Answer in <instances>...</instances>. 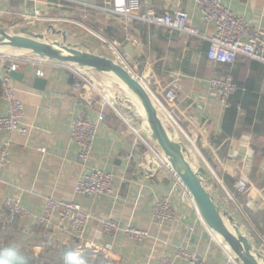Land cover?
Wrapping results in <instances>:
<instances>
[{
  "label": "crops",
  "instance_id": "crops-1",
  "mask_svg": "<svg viewBox=\"0 0 264 264\" xmlns=\"http://www.w3.org/2000/svg\"><path fill=\"white\" fill-rule=\"evenodd\" d=\"M222 1L252 27L264 30V0ZM150 8L159 14L185 11L202 37L142 20H125ZM44 11L50 12L49 18L36 15ZM0 25L10 33L42 32L51 40H62L58 31H63L73 46L105 55L106 43H115L132 72L147 77L148 88L163 102L171 83L178 81L181 90L169 109L187 132L198 130V144L191 145L175 127L165 125L188 147L193 169H205L201 182L216 205L234 216L241 232L264 256V65L242 56L232 64L209 60L207 38L215 29L203 21L193 0H0ZM10 49H0V72L12 56L45 60L17 49L16 53H9ZM79 68L92 80L101 79V84L112 89L109 93L111 103H115L113 109L103 108L102 100L87 90L74 88L73 76L67 69L39 61L18 64L17 70L24 75L13 79V84L17 97L26 106L24 124L28 134H0V147L9 143L10 151L8 163L0 172L1 241L26 248L34 256L47 247L80 254L79 246L112 242L118 264H159L163 256L174 254L179 247L200 254L207 264H239L230 260L228 246L205 224L175 171L169 169L162 156L150 151L145 142L155 141L131 100L103 72ZM227 74L241 85L239 90L245 97L244 106L237 105L239 113L228 127L230 132L225 128L228 108L219 92L209 85L212 77ZM37 78L44 81L42 86L36 85ZM3 109L0 103V113ZM82 112L98 120L86 165L78 161L79 148L71 138L75 118ZM101 112L104 119H99ZM197 121L201 122L200 127ZM91 169L114 175L110 195L84 197L75 193L77 182ZM238 181L247 185V193L237 192ZM49 197L75 201L91 214L83 240L67 231L35 226L34 215L43 211ZM7 199L18 202L32 215L7 224ZM156 199L170 201L176 212L174 220L159 222L153 217ZM110 217L124 227L147 230L150 237L136 241L121 232L111 238L104 234L100 223ZM176 264L188 262L178 260Z\"/></svg>",
  "mask_w": 264,
  "mask_h": 264
},
{
  "label": "built area",
  "instance_id": "built-area-1",
  "mask_svg": "<svg viewBox=\"0 0 264 264\" xmlns=\"http://www.w3.org/2000/svg\"><path fill=\"white\" fill-rule=\"evenodd\" d=\"M199 8L203 21L214 26V34L207 39L210 42V48L207 53L209 60L218 64H232L242 56L251 60L260 62L264 65V30L254 28L249 21L237 15L229 6L222 0H193ZM39 18L47 19L50 17L49 11L37 12ZM133 19L142 20L148 23L161 25L172 31H180L188 36L202 37L200 29L190 22L188 14L185 11H176L175 13L165 12L157 13L150 8L145 13L139 16H128L125 18L127 22H132ZM108 55L118 63L122 64L135 78H137L148 90L152 100L157 104L159 111L163 114V121L168 126L175 127L180 135L191 145H197L199 134L198 130L187 132L180 124L179 120L174 116L169 109L170 105L175 104L178 94L181 90V85L178 81H173L166 91V102L161 101L157 95L152 92L147 86V77L136 76L129 68L125 61L120 46L113 43H106ZM1 57V56H0ZM5 60V57H2ZM11 68H6L3 65V70L0 72L1 81V101L4 109L0 113V134L20 133L28 134V129L24 124L25 103L17 97L16 89L13 84V78L10 76L11 70H17L20 62H41L49 65H57L69 70L74 79V88L77 90H87L90 95H95L98 90L93 88L92 80L79 67L51 61L48 59L37 60L31 58H18L12 56ZM40 73V72H39ZM209 85L212 89L219 92L221 101L224 105L230 107V98L239 90V85L234 81L231 74L223 77H212L209 80ZM110 95H107V98ZM103 108L108 107L106 98L101 99ZM111 104V103H110ZM112 105V104H111ZM114 107V105H112ZM105 114L100 113L99 119H104ZM196 124L200 127L201 122ZM98 128V120L87 116L85 112L79 114L74 121L71 138L78 145V161L86 165L90 159ZM150 151L155 156H161V150L158 145L145 142ZM42 151H44L42 149ZM9 143L5 147H0V172L6 167L9 159ZM128 159L130 156L127 157ZM169 169L173 172V167L167 163ZM179 179V177H178ZM180 180V179H179ZM181 181V180H180ZM114 186V175L106 170L91 169L81 178L76 186L75 193L80 196L101 197L108 196L112 193ZM235 188L239 193H247V185L238 181ZM6 211L7 224H13L21 217L32 215L18 202L7 199L4 202ZM153 217L159 222L171 221L176 217V212L167 199H156L152 205ZM92 219L91 214L86 212L80 204L75 201L57 200L52 197L47 198L46 205L40 214L34 215L35 226L38 228L46 227L52 231L57 229L67 231L71 236L78 240H83L85 233ZM102 230L109 237H116L123 232L128 237L136 241H144L150 237L147 230L135 226H122L121 223L113 218H107L100 221ZM264 240V234L261 235ZM81 252L84 249L92 250L95 253L102 254L110 264H118L119 257L116 254L115 247L112 242H107L103 245L91 244L88 247L79 246ZM78 258L79 254H73ZM230 260L235 262L232 254H229ZM178 260H184L188 264H207L206 260L200 254L184 247H179L174 254L163 256L159 264H176Z\"/></svg>",
  "mask_w": 264,
  "mask_h": 264
},
{
  "label": "water",
  "instance_id": "water-1",
  "mask_svg": "<svg viewBox=\"0 0 264 264\" xmlns=\"http://www.w3.org/2000/svg\"><path fill=\"white\" fill-rule=\"evenodd\" d=\"M53 32L57 31L53 29ZM58 33H62V40H51L45 33L28 30L23 34L10 33L8 28L0 25V49L10 47L32 56L96 70L109 76L115 86L131 100L152 139L165 153L173 170L191 193L205 224L223 239L239 264H264V256L255 250L249 238L241 232L240 223L235 221L229 211L217 206L203 186L201 178L205 176V169H193L188 147L169 132L146 87L111 56L75 47L67 42L66 32ZM11 66L12 61L6 60L5 67ZM23 75L18 70L10 71L13 79L19 80ZM35 82L39 86L44 84L40 78Z\"/></svg>",
  "mask_w": 264,
  "mask_h": 264
},
{
  "label": "trees",
  "instance_id": "trees-1",
  "mask_svg": "<svg viewBox=\"0 0 264 264\" xmlns=\"http://www.w3.org/2000/svg\"><path fill=\"white\" fill-rule=\"evenodd\" d=\"M241 87L240 84H238ZM233 97V98H232ZM235 97V101H232ZM232 99V100H231ZM0 101H1V81H0ZM245 97L242 98V91L238 90L230 98V107L225 118V128L230 132L231 127L238 116L237 105L244 106ZM254 113V112H250ZM74 251L60 250L47 247L41 254L34 256L26 248H16L8 246L0 239V264H110L109 261L100 253L84 249L78 258H72Z\"/></svg>",
  "mask_w": 264,
  "mask_h": 264
},
{
  "label": "rangeland",
  "instance_id": "rangeland-1",
  "mask_svg": "<svg viewBox=\"0 0 264 264\" xmlns=\"http://www.w3.org/2000/svg\"><path fill=\"white\" fill-rule=\"evenodd\" d=\"M10 52H12V53H16V52H18L16 49H10V51H9V53ZM0 55H2L1 53H0ZM108 77V76H107ZM92 83V85L94 86L93 88H95L96 90H98V92L97 93H94L95 94V96H98L100 99H103V98H106V99H108V100H106V102H107V104H108V109L109 110H111V109H113V104L115 105V103H111V101L113 100L112 98H111V96H109L108 98H107V95H110V93H109V90H112L111 88H109V87H106L105 85H103V84H101V83H103V81L101 82V79H97V80H94L93 82H91ZM117 87V86H116ZM119 89V88H118ZM120 90V89H119ZM121 91V90H120ZM122 94H124V92L122 91ZM125 95V94H124ZM113 102V101H112ZM112 105H111V104Z\"/></svg>",
  "mask_w": 264,
  "mask_h": 264
},
{
  "label": "bare ground",
  "instance_id": "bare-ground-1",
  "mask_svg": "<svg viewBox=\"0 0 264 264\" xmlns=\"http://www.w3.org/2000/svg\"><path fill=\"white\" fill-rule=\"evenodd\" d=\"M161 156H162V158H164V159L167 161V163L169 162L168 159H167V157L165 156V153H164L163 151H162V155H161ZM169 163H170V162H169ZM170 165H171V164H170ZM191 199H192V198H191Z\"/></svg>",
  "mask_w": 264,
  "mask_h": 264
}]
</instances>
